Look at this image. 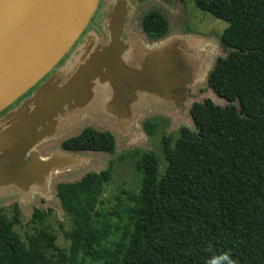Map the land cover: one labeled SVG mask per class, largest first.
Wrapping results in <instances>:
<instances>
[{
  "label": "trees",
  "instance_id": "obj_1",
  "mask_svg": "<svg viewBox=\"0 0 264 264\" xmlns=\"http://www.w3.org/2000/svg\"><path fill=\"white\" fill-rule=\"evenodd\" d=\"M227 23L219 36L226 50L216 57L206 85L228 103L210 98L189 108L194 129L182 126L176 139L161 137L165 160L142 152V174L125 213L127 223L108 244L115 210L97 208L113 162L99 172L55 185V196L70 218L61 226L68 249H60L47 223L49 210L34 208L36 231L21 239L0 211V264H214L231 253L236 264H264V0H181ZM100 5V4H99ZM142 31L163 38L168 20L159 10L140 16ZM45 78L41 81H44ZM40 81V82H41ZM39 82V83H40ZM238 103V106L235 104ZM148 134L156 124L143 123ZM64 152L113 153L114 136L90 126L60 142Z\"/></svg>",
  "mask_w": 264,
  "mask_h": 264
},
{
  "label": "water",
  "instance_id": "obj_2",
  "mask_svg": "<svg viewBox=\"0 0 264 264\" xmlns=\"http://www.w3.org/2000/svg\"><path fill=\"white\" fill-rule=\"evenodd\" d=\"M100 1L0 0V187L47 190L52 175L76 164L77 153L54 150L42 157L36 146L54 136L66 107L85 104L98 86L103 97L107 95V107L120 115L139 92L170 95L183 75L157 55L147 59L143 70L124 64L121 57L132 47L124 33L128 14L134 10L129 0H104L99 17L102 37L89 31L88 45L83 33ZM170 40L164 37L144 47L154 51ZM80 41L66 60L73 68L64 81H42L32 97L3 113L49 72L64 73L66 68L56 65ZM72 58L77 60L74 64Z\"/></svg>",
  "mask_w": 264,
  "mask_h": 264
},
{
  "label": "rangeland",
  "instance_id": "obj_3",
  "mask_svg": "<svg viewBox=\"0 0 264 264\" xmlns=\"http://www.w3.org/2000/svg\"><path fill=\"white\" fill-rule=\"evenodd\" d=\"M103 3L104 0L96 12L95 23L99 22ZM130 3L134 10L128 14L124 33L132 47L128 48L121 57L124 64L137 70H143L147 59L157 55L162 58L161 60H165L169 67H175L173 69L182 72L183 75L174 87V93L166 95L165 92L158 94L139 92L137 97L129 103L127 111L121 112L120 115H116L110 107H107V95L103 97L99 86H96L98 89L95 88L94 94L85 104L73 105L63 110L59 116L54 136L44 140L37 147L42 157L54 150L62 151L58 148V142L75 135L86 126L110 132L115 139V150L113 153H77L76 164L52 175L48 179L47 190L33 188L34 190L28 192L17 191L8 186L0 187V211L8 218H12L14 214L18 216L19 222L14 225V229L24 241L37 228V224L31 222L33 209H50L47 217L49 229L56 236L57 247L67 250L69 240L62 235L60 225L64 229H69L71 221L63 212L55 196V185L59 182L75 181L87 171L99 172L112 160L111 177L104 185L97 208L103 212L117 211L112 217L113 231L108 238V244H114L127 223L124 208L132 203L128 195L137 194L140 190L142 174L135 167L139 155L144 151L158 154L161 174L165 167L161 137L170 135L174 140L182 126L194 129L189 115L191 104L201 102L205 98H210L219 106L228 103L206 85V76L213 67L216 57L226 53L219 42V36L227 23L199 10L191 1L181 7L179 12L175 7H171V10H163L154 2L141 3L130 0ZM150 9L160 10L168 19L169 29L166 37L171 39L164 47L154 51L144 47L145 45L152 46L154 43L152 41L155 40L148 37L140 26V16ZM91 27L92 25L88 29L95 31L96 38L100 37V33ZM100 31H103L102 25ZM200 39L205 42L209 41L210 46L207 44L204 46ZM107 40L108 37L105 43ZM66 60L67 57L62 58L59 66H65ZM75 61L77 60H74L72 64ZM38 84L20 98H27L39 86ZM20 98L17 103L21 102ZM184 99L187 101L185 102ZM235 104L238 106L237 102ZM145 121L156 124L153 134H148L143 129L142 125ZM83 264L106 263L104 259L99 261L84 259Z\"/></svg>",
  "mask_w": 264,
  "mask_h": 264
},
{
  "label": "flooded vegetation",
  "instance_id": "obj_4",
  "mask_svg": "<svg viewBox=\"0 0 264 264\" xmlns=\"http://www.w3.org/2000/svg\"><path fill=\"white\" fill-rule=\"evenodd\" d=\"M107 0H105V2H106ZM109 1V0H108ZM130 1V0H129ZM136 1V0H135ZM101 2H102V0L100 1V4H101ZM146 2H154V3H156V4H158L163 10L164 9H169V10H171V7H175V9L176 10H178V12H179V10H180V8L181 7H184V5L185 4H187V3H190V1H181V0H170L169 2H166L165 0H145V1H143V3H146ZM142 3V2H141ZM127 4L129 5L130 4V2L128 3V1H127ZM130 6V5H129ZM100 8V5H99V7H98V9ZM98 9H97V11H98ZM151 10V9H150ZM96 11V12H97ZM149 11V10H148ZM160 11V10H159ZM105 12H106V10H105ZM104 12V13H105ZM161 12V11H160ZM181 12V11H180ZM95 17H96V13H95V15H94V17H93V22L91 23V24H89L88 26H87V29H88V27L90 26V25H92V27L91 28H94V29H96L99 33H100V37H102V34H101V31H100V27H101V23L100 22H97V23H95L94 22V20H96L95 19ZM168 20V19H167ZM168 28H169V22H168ZM85 30V32L83 33V35H85V37H84V39L86 38V35L89 33V31H90V33H92V35H94L95 37H96V33H95V31H91L90 29H88V30ZM168 33V32H167ZM106 36V35H105ZM165 36H167V34L165 35ZM164 36V37H165ZM82 37V36H81ZM99 38V37H98ZM81 39V38H80ZM79 39V40H80ZM87 39V38H86ZM88 40V39H87ZM86 40V41H87ZM83 42H77L74 46H73V48L71 49V52L75 49L74 47H76V45H77V47H79V46H81V44H82ZM87 43H88V45L90 44V42H89V40L87 41ZM87 45V44H86ZM97 45V40L96 41H94V43L92 44V46L91 47H93L91 50H93L94 49V47ZM83 49V48H82ZM77 51H75V53H76ZM80 52V51H79ZM91 52V51H90ZM66 57L67 58H70L71 57V55H70V53L68 54V55H66ZM65 58V57H64ZM73 58L72 59H70V61H71V63L73 62ZM61 62V61H60ZM59 62V63H60ZM59 63H58V65H56L57 67L59 66ZM68 65L66 64V66H64L65 68H66V71L63 73V72H61L60 71V73H58V72H56V71H51V72H49L47 75H45V82L47 81V80H53V81H55V80H60L61 82L62 81H64V79L66 78V73L67 72H70V70L73 68V67H71V68H68L67 67ZM69 69V70H68ZM63 70V69H62ZM43 78V79H44ZM41 81V80H40ZM39 81V82H40ZM38 82V83H39ZM37 83V84H38ZM39 84H41V82L39 83ZM38 84V85H39ZM170 93H174V90H172V91H170ZM30 97H32V95L30 94L29 96H28V98H20V101H22V102H24L25 101V99H29ZM19 99H17V101H18ZM17 101L13 104V105H11L10 107H8L6 110H4V112L3 113H6L9 109H11V108H14L15 106H17V104H19V103H17ZM184 101L186 102L187 100L186 99H184ZM84 128V127H83ZM81 130V129H80ZM79 130V131H80ZM78 131V132H79ZM77 134V133H76ZM70 137V136H69ZM68 138V137H67ZM66 139V138H65ZM54 140V139H53ZM64 140V139H63ZM62 141V140H61ZM61 141H59L58 142V148L61 150V148H60V142ZM43 141H41L39 144H41ZM39 144L36 146V150H38V146H39ZM115 150V149H114ZM38 152H39V150H38ZM49 155V154H48ZM47 155V156H48ZM27 159V157H25V160Z\"/></svg>",
  "mask_w": 264,
  "mask_h": 264
},
{
  "label": "clouds",
  "instance_id": "obj_5",
  "mask_svg": "<svg viewBox=\"0 0 264 264\" xmlns=\"http://www.w3.org/2000/svg\"><path fill=\"white\" fill-rule=\"evenodd\" d=\"M214 264H236L232 259L231 253L225 252L220 254L218 261H214Z\"/></svg>",
  "mask_w": 264,
  "mask_h": 264
},
{
  "label": "crops",
  "instance_id": "obj_6",
  "mask_svg": "<svg viewBox=\"0 0 264 264\" xmlns=\"http://www.w3.org/2000/svg\"><path fill=\"white\" fill-rule=\"evenodd\" d=\"M165 37H166V36H165ZM163 38H164V37H163ZM163 38L153 39V40H155V41H152V42H154V43H159L160 40L163 39ZM205 43H206L207 45H208V44L210 45V42H209V41H206ZM145 46H147V45H145Z\"/></svg>",
  "mask_w": 264,
  "mask_h": 264
},
{
  "label": "bare ground",
  "instance_id": "obj_7",
  "mask_svg": "<svg viewBox=\"0 0 264 264\" xmlns=\"http://www.w3.org/2000/svg\"><path fill=\"white\" fill-rule=\"evenodd\" d=\"M36 189V188H35Z\"/></svg>",
  "mask_w": 264,
  "mask_h": 264
}]
</instances>
